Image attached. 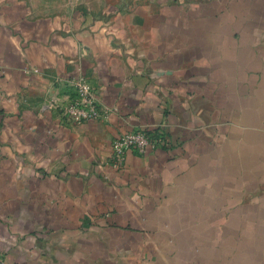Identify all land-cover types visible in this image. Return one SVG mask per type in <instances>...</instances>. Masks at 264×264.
Instances as JSON below:
<instances>
[{
	"label": "crops",
	"instance_id": "obj_1",
	"mask_svg": "<svg viewBox=\"0 0 264 264\" xmlns=\"http://www.w3.org/2000/svg\"><path fill=\"white\" fill-rule=\"evenodd\" d=\"M0 256L264 264V0H0Z\"/></svg>",
	"mask_w": 264,
	"mask_h": 264
},
{
	"label": "built area",
	"instance_id": "obj_2",
	"mask_svg": "<svg viewBox=\"0 0 264 264\" xmlns=\"http://www.w3.org/2000/svg\"><path fill=\"white\" fill-rule=\"evenodd\" d=\"M75 96L62 107L63 117L76 124L98 119L103 115L98 93L93 84L85 77L80 76L74 81ZM54 105V103H51ZM165 143L161 134L150 132L147 129H134L115 139L112 143V162L117 168L124 166L129 151L134 150L145 154L151 149L160 147ZM0 264H6L0 256Z\"/></svg>",
	"mask_w": 264,
	"mask_h": 264
}]
</instances>
